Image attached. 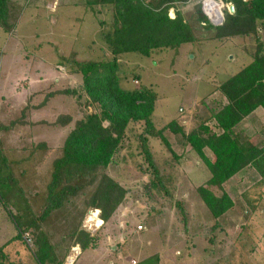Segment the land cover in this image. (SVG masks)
I'll return each instance as SVG.
<instances>
[{
	"label": "rangeland",
	"instance_id": "374dc122",
	"mask_svg": "<svg viewBox=\"0 0 264 264\" xmlns=\"http://www.w3.org/2000/svg\"><path fill=\"white\" fill-rule=\"evenodd\" d=\"M86 1L20 0L15 3L17 7L9 20L16 22V27L6 32L0 26L2 121L8 118L2 119L1 114L14 118L27 104L40 106L54 89H74L81 79L68 72L65 60L70 63L77 58L113 57L101 35L108 30L111 15L107 8L98 6L99 17L104 21L98 26L100 19L80 9ZM202 1L189 0L182 5L197 38L194 43L178 52L163 50L150 57L129 52L119 57L126 86L145 85L160 95L154 117L158 128L179 119L190 130L203 120L213 132L220 133L217 123L208 119L212 109L227 102L219 86L253 60L257 39L252 36L217 38L216 27L207 26L200 19L198 7H202ZM224 12L226 18V8ZM170 15L174 16L173 10ZM257 36L264 42V30H259ZM130 74L139 75L140 79H131V76L126 79ZM74 98H67L69 103L51 100L49 113L67 111L75 121L83 111L93 110L85 106L84 100ZM46 111L45 108V114ZM44 113L40 107L33 108L30 123L26 124L28 129L26 125L19 126L6 136L8 149H4L10 160L24 159L12 168L18 187L28 200L31 219L42 210L54 160L61 155L58 145L65 134L54 124L51 129L44 122L38 123L41 119H54ZM136 128L137 134L142 131ZM236 130L243 132L244 138L246 135L257 137L264 144V110L259 108L247 116ZM164 135L173 152L159 138H151L159 178L142 157L137 137L131 136L125 141L119 162L110 169L125 189V198L106 227L97 228L90 214L84 218L82 227L97 237H112L111 243L119 249L108 260L114 259L116 263L132 264L135 260L137 264H264V182L259 172L247 167L223 184L235 207L214 218L198 192V187L210 178V170L180 135L169 130ZM44 140L53 144L48 152L36 149ZM10 145L26 150L13 155ZM205 153L214 158L208 148ZM213 190L221 195L218 189ZM178 202L183 204L184 212L180 211ZM10 211L17 213L13 207L0 204V264H38L34 228L20 235ZM140 223L145 227L142 231L136 227ZM216 224L218 229L212 232ZM48 229L43 227L47 232ZM212 236L214 242L210 240ZM77 246H72L63 264L75 262L71 255H75ZM149 257L153 260L144 263Z\"/></svg>",
	"mask_w": 264,
	"mask_h": 264
},
{
	"label": "trees",
	"instance_id": "16d2710c",
	"mask_svg": "<svg viewBox=\"0 0 264 264\" xmlns=\"http://www.w3.org/2000/svg\"><path fill=\"white\" fill-rule=\"evenodd\" d=\"M19 1L0 0V26L6 32L16 27V22L11 23L9 18L17 7L15 3ZM188 1L87 0L80 9L100 19L99 23L97 21L98 26L104 23L99 17L101 10L97 9L98 6L107 8L111 15L108 30L102 31L101 35L113 57L102 60L75 58L76 61L70 63L65 60L69 66L68 72L81 79L74 89H54L46 95L45 102L40 106L27 104L14 118L1 114L2 119H8H0V204L16 210L17 213L10 212L20 235L26 229L34 228L38 264H63L72 246L88 249L102 238L84 229L83 220L92 211L100 210L103 229L123 202L125 189L111 175L110 169L119 162L118 156L131 136L137 137L142 157L159 178L151 138H159L173 152L164 132L169 130L180 135L211 172L205 185L198 187V192L214 218L235 207L234 200L224 190L223 184L237 173L253 167L264 182V144L261 141L259 143L257 137L246 135L244 138L245 134L236 130L247 116L259 108L264 110V42L257 36L259 30H264V0H226L227 4L234 5L235 11L232 13L230 7L226 8L225 22L216 27L217 38L252 36L257 39L252 62L219 86L227 102L220 108L212 109L208 119L217 123L220 133L213 132L203 120L198 127L190 130L179 119L158 128L154 117L160 95L145 85L131 88L123 83V70L119 62L121 55L136 52L150 57L163 50L178 52L183 46L196 41L193 28L182 10V5ZM171 10L174 16L170 15ZM202 11L200 5V19L210 26ZM129 76L131 79H140L136 74L125 78L129 79ZM69 97L80 102L84 100L85 106L93 110L83 111L75 121L67 111H54V115L49 113L51 109L48 103L51 100L69 103ZM38 107L43 109V113L46 108L48 111L44 114L54 117L53 120L41 119L38 123L44 122L51 129L54 124L65 134L61 145H58L61 155L54 160L42 210L31 219L28 200L23 189L18 187L12 168L14 164L24 162V159L10 160L4 149L7 148L6 136L9 137L19 126L30 123V112ZM136 127L142 129L138 134ZM8 147L14 152L13 155L26 150L18 145ZM49 147H53V144L48 140L36 145V149H45L47 152ZM205 148L212 152L214 158L207 156ZM213 188L218 189L221 195H217ZM177 205L184 212L183 204L178 202ZM44 226H48V232L43 230ZM217 229L218 224L211 228L212 232ZM214 239L212 236L211 242ZM148 260L151 258L143 262Z\"/></svg>",
	"mask_w": 264,
	"mask_h": 264
},
{
	"label": "crops",
	"instance_id": "0c3cea01",
	"mask_svg": "<svg viewBox=\"0 0 264 264\" xmlns=\"http://www.w3.org/2000/svg\"><path fill=\"white\" fill-rule=\"evenodd\" d=\"M228 181H230V179ZM111 239L112 237L110 236L102 237L99 242L97 241L96 247H90L88 249H82L77 246V248L74 249V251H76L75 255H71L72 261L75 260L73 264H123L122 262L116 263L114 259L108 260L110 259L108 257H113L114 250L119 249L117 244L111 243ZM78 255L79 257H77Z\"/></svg>",
	"mask_w": 264,
	"mask_h": 264
},
{
	"label": "built area",
	"instance_id": "2783aa9c",
	"mask_svg": "<svg viewBox=\"0 0 264 264\" xmlns=\"http://www.w3.org/2000/svg\"><path fill=\"white\" fill-rule=\"evenodd\" d=\"M230 5V3L225 4L223 0H203L202 9L207 22L215 27L223 25L225 22V8H229ZM98 217L100 218V210L97 209L92 211L89 215L92 221L96 220L95 223L97 228L103 225V220L98 221ZM97 222L101 223L98 224ZM136 227L138 231H142L145 228L142 223L138 224ZM132 264H137V261H132Z\"/></svg>",
	"mask_w": 264,
	"mask_h": 264
},
{
	"label": "water",
	"instance_id": "95a60500",
	"mask_svg": "<svg viewBox=\"0 0 264 264\" xmlns=\"http://www.w3.org/2000/svg\"><path fill=\"white\" fill-rule=\"evenodd\" d=\"M234 11H235V9H234V5L231 4V5H230V12L233 13Z\"/></svg>",
	"mask_w": 264,
	"mask_h": 264
}]
</instances>
